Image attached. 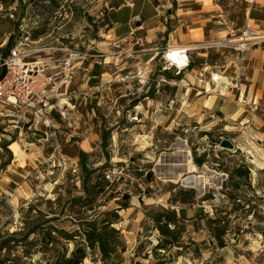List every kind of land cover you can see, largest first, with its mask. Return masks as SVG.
I'll return each instance as SVG.
<instances>
[{
	"label": "rangeland",
	"instance_id": "374dc122",
	"mask_svg": "<svg viewBox=\"0 0 264 264\" xmlns=\"http://www.w3.org/2000/svg\"><path fill=\"white\" fill-rule=\"evenodd\" d=\"M150 1L160 3L164 17L178 13L177 20L196 22L204 35L213 32L215 41L237 39L249 7L246 0ZM123 2L0 0V58L12 43L10 57L37 62L55 75L46 108L13 109L0 97V235L18 233V240L38 224L71 234L85 216L116 213L113 227L122 241L111 264H264V138L243 119L224 120L203 102L180 101L183 91L171 85L178 77L166 74L168 82L157 81L167 21L158 35L138 32L122 62L111 56L103 65L101 52L114 49L100 44L108 31L105 12ZM70 52L84 60L64 70ZM220 53L209 56V63L224 66ZM222 139L234 148L219 147ZM10 142L22 155L3 148ZM80 152L86 168L109 184L85 207L72 203L83 195ZM194 158L202 159L200 167ZM240 165L249 174L231 186L228 173ZM160 209L192 219L184 223L179 243L165 251L156 248L160 235L151 221ZM204 216L217 221L223 248ZM28 242L7 246L0 258L6 264H51L58 252L74 248L62 241L45 248L34 236Z\"/></svg>",
	"mask_w": 264,
	"mask_h": 264
},
{
	"label": "crops",
	"instance_id": "0c3cea01",
	"mask_svg": "<svg viewBox=\"0 0 264 264\" xmlns=\"http://www.w3.org/2000/svg\"><path fill=\"white\" fill-rule=\"evenodd\" d=\"M246 1L249 7L244 30L249 35L250 44L244 54L245 62L240 71L230 74L233 80L232 88L225 91L223 97L218 95L199 97L200 93L192 89L196 86L195 77L199 67V63L196 61L171 85L183 91V94L180 95V101L187 102L190 100L194 105L203 102L207 109L213 108L220 112L224 120L243 119L251 123L250 128L264 138V0ZM182 14L181 17H185L187 13ZM105 16L108 21V31L103 36L104 41L100 43L104 45L101 48H106L107 51V48L112 46L114 49L108 48V53L101 52L104 59L103 65H106L107 59L111 56L115 61L122 62L123 53L125 51L128 53V45L136 41L138 32L144 30L147 35H158L164 30L162 22L166 23V21L170 33L167 35L165 47L187 46L216 40L213 32L204 35L200 26L195 27L196 22L191 21L190 25H187L185 18L177 20L180 17L178 13L164 17L160 3L150 0H124L119 6L108 9ZM172 19L177 21L174 26ZM153 57H150L146 62L153 60ZM136 59L137 57H135ZM119 71L121 70L119 69ZM157 73H159L157 74V81L160 82V72L157 71ZM115 81L119 83L117 79ZM115 89L119 91L120 87ZM118 97L121 98V95Z\"/></svg>",
	"mask_w": 264,
	"mask_h": 264
},
{
	"label": "built area",
	"instance_id": "2783aa9c",
	"mask_svg": "<svg viewBox=\"0 0 264 264\" xmlns=\"http://www.w3.org/2000/svg\"><path fill=\"white\" fill-rule=\"evenodd\" d=\"M248 37V33L243 30L234 40L165 47L155 66L161 74L160 81L168 82L165 79L166 74L174 77L182 76L191 68L193 55H196L200 62L195 77L196 86L192 89L205 95L215 93L223 97L224 92L232 88L233 80L230 74L240 71L245 62L244 54L250 44ZM218 50H221L220 55L223 56L224 66L210 64L208 61V57L216 56ZM195 52L199 53L195 54ZM23 58L14 55L10 57V54L3 59L0 58V68L3 69V75L0 78V97L4 105L13 109L34 110L37 106L46 108V94L55 84V75L45 72V69L39 67L40 64L37 62L23 63ZM83 60L84 55L81 53L70 52L62 62L63 69L69 70ZM228 69L231 70L229 74Z\"/></svg>",
	"mask_w": 264,
	"mask_h": 264
},
{
	"label": "trees",
	"instance_id": "16d2710c",
	"mask_svg": "<svg viewBox=\"0 0 264 264\" xmlns=\"http://www.w3.org/2000/svg\"><path fill=\"white\" fill-rule=\"evenodd\" d=\"M13 47L14 45H12V43L8 44L3 52V57L9 56ZM10 143L5 144L3 148L6 150ZM8 155L11 159L10 152H8ZM78 157L80 160L81 173L83 174L81 187L83 195L73 199L72 203L85 207V205H91L97 197L104 195L105 187L109 184L103 176L97 175L95 171L86 168L84 165V153L80 152ZM193 161L197 167L202 165V159L194 158ZM248 174V171L243 165L232 169L228 173L230 185L233 186V181L235 179L247 178ZM125 208L126 206H124V209ZM100 216L101 215H91L88 218L85 216L80 222L81 226L71 234L62 230H57L55 227L46 229L38 224L28 229L18 240L15 239L18 233H13L6 238L0 235V253L3 249H6L7 246H18L21 242L31 245L32 242L29 243L28 240L31 236H34L36 243L45 248H48V246H58L60 241L63 242L62 246H65V244L73 245L74 248L69 254H67L66 251L58 252L51 264H82L86 259L87 249H96L99 252L101 264H111L114 262V255L117 247L120 241H122L120 231L113 227L115 224L114 219L118 217L116 213L112 215V218H114L113 220L112 218H106L104 215L103 218H100ZM204 219L211 233L210 235L218 241V247L223 248L224 245L221 239L222 232L218 231L217 226H213L217 221L207 216H204ZM151 221L154 230L160 235L156 248L165 251L168 246H174L179 243L178 239L184 232V223L186 221H192V219H186L183 214L178 218L175 212L160 209V211L151 216ZM52 233H55L56 237H53ZM189 244L195 245L193 241H190ZM123 250L124 248H121L122 252ZM163 262V260L162 262L161 260L158 261V263ZM6 263L7 262L0 258V264Z\"/></svg>",
	"mask_w": 264,
	"mask_h": 264
},
{
	"label": "bare ground",
	"instance_id": "6f19581e",
	"mask_svg": "<svg viewBox=\"0 0 264 264\" xmlns=\"http://www.w3.org/2000/svg\"><path fill=\"white\" fill-rule=\"evenodd\" d=\"M8 147L12 151L14 156L18 157L22 155V152L19 150L18 145L16 143L12 142ZM192 183L193 182L191 181L190 184ZM98 256L99 252L97 250H88L86 259L83 261L82 264H99Z\"/></svg>",
	"mask_w": 264,
	"mask_h": 264
},
{
	"label": "water",
	"instance_id": "95a60500",
	"mask_svg": "<svg viewBox=\"0 0 264 264\" xmlns=\"http://www.w3.org/2000/svg\"><path fill=\"white\" fill-rule=\"evenodd\" d=\"M219 147L223 148V149H227V150H232L234 148V146L232 145V143L226 139H222L219 143Z\"/></svg>",
	"mask_w": 264,
	"mask_h": 264
}]
</instances>
